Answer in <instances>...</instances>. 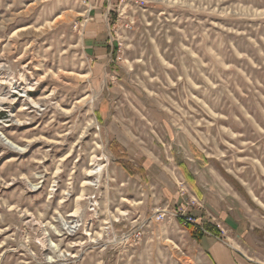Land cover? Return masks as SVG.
Instances as JSON below:
<instances>
[{
	"label": "rangeland",
	"instance_id": "374dc122",
	"mask_svg": "<svg viewBox=\"0 0 264 264\" xmlns=\"http://www.w3.org/2000/svg\"><path fill=\"white\" fill-rule=\"evenodd\" d=\"M0 98V264H213L207 196L264 258V0H0Z\"/></svg>",
	"mask_w": 264,
	"mask_h": 264
},
{
	"label": "crops",
	"instance_id": "0c3cea01",
	"mask_svg": "<svg viewBox=\"0 0 264 264\" xmlns=\"http://www.w3.org/2000/svg\"><path fill=\"white\" fill-rule=\"evenodd\" d=\"M97 37L98 35L87 40L89 45L88 48L90 49L92 57L99 60L104 59L106 56H110V54L112 55V51L109 47L98 46L96 44L97 42L95 41ZM166 180L167 182L170 181L169 188L173 189L174 195L172 199L175 200L173 203L179 200L180 196H182L180 197L181 203L184 202L183 194H179L181 190L180 188L177 189L175 187L172 177H166ZM204 199L205 200H201L195 209L194 216L200 217V220L204 223V225H209L211 228L213 227L215 231V236H203L202 239H200V243H204V247L201 245L202 249L207 253L213 264H264V262H262L264 258L257 255H255L257 259L249 258V255H251L250 251L246 252L245 250H242L243 248H241L242 246H240V242H237L238 240L241 241L245 235L243 234V230L240 229L241 224H238L239 220L234 218V214L228 215V213H226L223 209L221 203L213 196H207V198ZM221 209H223V211ZM216 217L222 220L219 221L222 224L217 223ZM201 221L199 222L201 223ZM229 242L234 244L236 243L237 245L239 244L238 247L242 251L239 248H234L232 246L231 248L234 252H231V249L229 248L231 244Z\"/></svg>",
	"mask_w": 264,
	"mask_h": 264
},
{
	"label": "built area",
	"instance_id": "2783aa9c",
	"mask_svg": "<svg viewBox=\"0 0 264 264\" xmlns=\"http://www.w3.org/2000/svg\"><path fill=\"white\" fill-rule=\"evenodd\" d=\"M191 206L192 205H190L189 207L180 209L179 213H176V217L182 221V224L184 227L189 228V227L197 226L201 229V231H203L202 224L189 211V208Z\"/></svg>",
	"mask_w": 264,
	"mask_h": 264
},
{
	"label": "bare ground",
	"instance_id": "6f19581e",
	"mask_svg": "<svg viewBox=\"0 0 264 264\" xmlns=\"http://www.w3.org/2000/svg\"><path fill=\"white\" fill-rule=\"evenodd\" d=\"M13 85V84H12ZM30 90V89H29ZM26 92V91H25ZM21 96V95H20ZM21 97H25V96H21ZM45 99V98H44ZM41 100V99H40ZM5 101H7V99L5 98H0V104H3ZM38 106V104H36ZM6 106V105H5ZM3 138V137H2ZM3 140L5 141V145H7L8 147L15 149L18 152H26V149L20 146H16V144L12 143L11 141H9L7 138H3ZM94 174V171H89L88 176H92ZM36 186V185H35ZM35 186H32V188H36Z\"/></svg>",
	"mask_w": 264,
	"mask_h": 264
},
{
	"label": "trees",
	"instance_id": "16d2710c",
	"mask_svg": "<svg viewBox=\"0 0 264 264\" xmlns=\"http://www.w3.org/2000/svg\"><path fill=\"white\" fill-rule=\"evenodd\" d=\"M114 54H116V52H114ZM192 230H190V234L192 235V237L197 240V241H200V239H202V237L204 236L203 233H201L200 231V228L199 227H196V228H191ZM205 229L208 231V232H211L214 234V229L213 227L211 228V226L209 225H205Z\"/></svg>",
	"mask_w": 264,
	"mask_h": 264
}]
</instances>
